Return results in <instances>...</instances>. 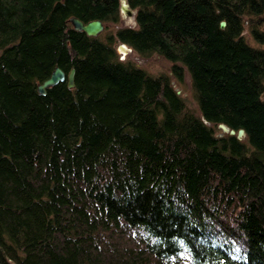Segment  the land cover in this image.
Listing matches in <instances>:
<instances>
[{"label":"trees","instance_id":"obj_1","mask_svg":"<svg viewBox=\"0 0 264 264\" xmlns=\"http://www.w3.org/2000/svg\"><path fill=\"white\" fill-rule=\"evenodd\" d=\"M128 1L0 0V264H264V0Z\"/></svg>","mask_w":264,"mask_h":264},{"label":"rangeland","instance_id":"obj_2","mask_svg":"<svg viewBox=\"0 0 264 264\" xmlns=\"http://www.w3.org/2000/svg\"><path fill=\"white\" fill-rule=\"evenodd\" d=\"M124 26H137V20L135 17H129L125 13L122 12L121 10V19L118 23L110 22L105 24L104 30L100 33L103 35V37H107L108 33H116V31ZM261 28L264 30V22L261 25ZM244 35L246 39L248 40L249 43L252 45H257V46H264V40L259 41L255 39L253 34L251 33V30L249 26H245L244 29ZM120 41L116 42V46L118 49V46L120 45ZM119 52V50H118ZM120 53V52H119ZM122 55V54H120ZM124 56V55H122ZM126 57H130L133 59L139 66L147 69L150 73L152 74H160L162 72H166L171 74L173 83L175 87L179 90H181V93L184 95L186 98V103L187 105L196 113H200V107L199 104L194 96V91H193V86H192V78L189 73V71L184 68V79L182 81H179L177 77L173 74L172 72V64L173 62L170 61L168 58L163 56L160 53H153L147 56H142L138 54L136 51H129L126 55ZM221 131V129H219ZM245 138V137H244Z\"/></svg>","mask_w":264,"mask_h":264},{"label":"water","instance_id":"obj_3","mask_svg":"<svg viewBox=\"0 0 264 264\" xmlns=\"http://www.w3.org/2000/svg\"><path fill=\"white\" fill-rule=\"evenodd\" d=\"M120 7L123 13H125L129 17H135L137 15V10L133 9L130 6V3L128 0H121L120 2ZM71 22L75 26V28L79 30H84L87 34L91 36H97L99 33H101L104 28H105V23L101 19H92L88 22H85L81 18L77 16H72L70 18ZM227 24L226 20H222L221 26L225 27ZM120 49L123 51L129 52L132 50V47H128L126 44L121 43L119 45ZM75 74H76V69L75 67H72L69 73H66L63 68L60 66H57L51 75L43 80L39 85H38V90L45 94L47 92V89L50 86H53L60 81H64L66 78H68V86L69 87H75ZM180 92V90H178ZM224 132H228L230 134H237V137L239 139L244 138L246 136V130L244 128H240L238 133H236L235 128L230 127L227 124L221 123L219 125Z\"/></svg>","mask_w":264,"mask_h":264},{"label":"bare ground","instance_id":"obj_4","mask_svg":"<svg viewBox=\"0 0 264 264\" xmlns=\"http://www.w3.org/2000/svg\"><path fill=\"white\" fill-rule=\"evenodd\" d=\"M137 10V9H136ZM100 34V33H99ZM98 34V35H99ZM121 44V43H120ZM123 44H125V43H123ZM127 45V44H126ZM128 47H130L129 45H127ZM118 50H119V52H120V54H122V55H124V56H122L121 55V58L122 59H124L125 57H126V51H123L122 49H120V47L118 46ZM131 51H133V48H132V50ZM64 81H67V84H68V78H66ZM76 84V83H75ZM179 90V89H178ZM178 93H181V90H180V92H178ZM182 94V93H181ZM220 125V124H219ZM220 127V126H219ZM221 128V127H220ZM238 131H239V129L238 130H236V133H238ZM237 135V134H236ZM245 137V136H244ZM243 139V138H242Z\"/></svg>","mask_w":264,"mask_h":264}]
</instances>
